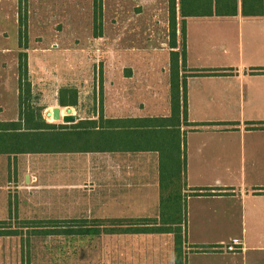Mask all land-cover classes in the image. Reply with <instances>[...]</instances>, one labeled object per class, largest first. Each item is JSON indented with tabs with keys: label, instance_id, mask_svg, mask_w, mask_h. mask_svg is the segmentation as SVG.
<instances>
[{
	"label": "crops",
	"instance_id": "1",
	"mask_svg": "<svg viewBox=\"0 0 264 264\" xmlns=\"http://www.w3.org/2000/svg\"><path fill=\"white\" fill-rule=\"evenodd\" d=\"M114 2H103L97 19L94 13L95 22L101 24V31L93 33L94 41L106 42L113 48L122 46L124 40H135L141 32L147 37L160 33L161 44L168 47L166 79L159 82L157 75H150L158 71L156 64L128 60L123 46L118 50L119 63L105 65L104 79L97 81L101 108L75 113L80 99L76 106H68L76 118L72 123L102 118L117 120L116 125L128 127L125 128L128 132L117 130L118 148L17 155L25 157L22 161L26 160L24 166L30 172L35 171L31 164L44 168L39 177L30 174L32 182L52 176L53 180L47 183L60 188L68 185L69 189L77 186L81 192L60 199V207L32 209L27 211L29 216L17 219L24 222L27 231L35 228L40 232L31 236L29 248L40 244L38 257L46 264H176L174 235L170 226L161 224L160 154L138 149L136 137L126 135L134 132L129 127L137 123L132 120L171 115V0ZM172 3L178 44L175 50H180L184 41L186 69L223 71L194 75L186 80L187 121L212 125L195 130L180 126L186 160V186L182 194H188L183 261L264 264V128L250 127L251 123H264V72H251L264 69V0H172ZM112 72H117L116 79ZM3 87L1 96L5 97L7 81L0 78V88ZM86 96H95L94 86L86 91ZM1 157L8 161L7 170H13L16 156L0 154ZM30 178L24 175L26 182ZM193 189H209L210 193L190 195ZM179 206L178 192L172 207ZM17 213L22 214L9 210L8 215ZM9 219L0 220V230L19 229L12 228ZM112 219H142L147 221L143 225H161L165 232L101 233L86 235V240L78 239L82 237L76 234L79 221L93 225ZM51 230L54 234H45ZM58 236L62 239H53ZM19 240L21 250L27 248V243L23 245L20 237ZM234 240L238 243L236 249L228 250ZM201 245L209 248L199 251L192 248ZM29 254L30 259L34 257V250L30 249Z\"/></svg>",
	"mask_w": 264,
	"mask_h": 264
},
{
	"label": "rangeland",
	"instance_id": "2",
	"mask_svg": "<svg viewBox=\"0 0 264 264\" xmlns=\"http://www.w3.org/2000/svg\"><path fill=\"white\" fill-rule=\"evenodd\" d=\"M105 1L109 0H0V78L7 81L8 85L5 97L1 96L4 87L0 88V102L3 104L0 120L17 118L20 51L27 54V78L32 91L28 102L40 108L42 116L50 123H63L61 119L52 118L54 107L59 106L61 114H70L68 106L59 104L60 97L70 101L77 94V101L80 99L82 102H79V109L73 110L75 113L101 108V99L97 96L101 89L97 88V81L104 79L102 68L105 65L119 63L118 50L123 49V46L128 60L137 64H156L158 71L150 75H157L159 82L166 79L168 58L165 49L168 47L161 44L160 33L156 37H147L141 32L140 37L124 40L122 46H114V50L106 42L94 41L93 33L101 31V24L96 23L93 17L94 4L96 2L101 6ZM19 15L26 20V25L23 21L22 37ZM97 16L95 13L96 19ZM111 74L115 75L114 79L117 78V72ZM91 86H94L95 96L87 97L86 91H91ZM24 95L25 98V92ZM23 157H15L13 170H7L8 161L4 157L0 158V220L10 218L8 223H11L12 228H19L16 229L18 232H26L24 222L17 219L29 216L27 211L54 209L61 206L60 199L63 201L81 194L77 186L69 189L68 185L60 188L52 182L47 183L53 180L52 176L40 177L41 180L38 178L32 182L30 174L40 176L44 168L31 164L30 168L35 173L28 171ZM25 174L29 175L30 181L24 180ZM9 210L22 214L10 216ZM55 238L62 239L60 236ZM78 239L86 240V237ZM39 247L40 244L38 246L36 243L34 248H30L34 250L35 256L27 260L25 253L22 258L19 237L1 236L0 264H46L38 257Z\"/></svg>",
	"mask_w": 264,
	"mask_h": 264
},
{
	"label": "trees",
	"instance_id": "3",
	"mask_svg": "<svg viewBox=\"0 0 264 264\" xmlns=\"http://www.w3.org/2000/svg\"><path fill=\"white\" fill-rule=\"evenodd\" d=\"M96 7V8H95ZM100 4H94L95 13L100 11ZM20 14V13H19ZM169 47L170 52V107L171 115L162 118H143L132 120L137 124L129 127L126 135L136 137V147L141 150H154L160 154V217L163 226H170V232L174 235L175 261L176 264H185L183 261V244L186 236L187 211L185 189L186 160L183 149V137L180 133L181 124L190 127L191 130L198 129L212 123L188 122L186 118V80L187 77L202 74H220L218 70H195L186 69V52L184 41L180 50L176 35L175 11L172 0L170 2L169 18ZM26 25L19 15L20 37L23 36L22 27ZM24 28V27H23ZM183 36H184V30ZM184 39V37H183ZM26 49V48H24ZM18 118L14 121L0 122V154L21 155V154H46L65 152H93L110 151L118 148V128L124 132L125 128L116 125L117 120H79L75 123H50L42 116L41 109L35 108L28 102L32 94L30 81L27 78V54L25 51L18 53ZM252 73L264 72V69H253ZM24 92L26 97L24 98ZM76 95V96H75ZM73 95L70 101L59 98L61 106H76L77 94ZM251 128H264V123H251ZM128 129H125V132ZM121 132V133H123ZM120 147V146H119ZM179 192L180 206L172 207L174 197ZM210 193L209 189H193L190 195ZM145 221V220H144ZM142 219H112L100 220L95 224H86L79 221L76 234L78 236L121 233H161L165 227L145 224ZM144 222V223H143ZM146 224H150L149 222ZM125 226V227H124ZM3 229V230H2ZM35 228L26 232L17 230H6L2 227L0 236H19L21 241L27 243L22 247L23 253L29 254V241L31 236H37ZM45 234H54L53 230ZM195 250H206L207 246H193ZM23 258V254H22Z\"/></svg>",
	"mask_w": 264,
	"mask_h": 264
},
{
	"label": "water",
	"instance_id": "4",
	"mask_svg": "<svg viewBox=\"0 0 264 264\" xmlns=\"http://www.w3.org/2000/svg\"><path fill=\"white\" fill-rule=\"evenodd\" d=\"M52 118L54 120H62L63 123H72L75 121V115L72 114H61L60 107H54L52 111Z\"/></svg>",
	"mask_w": 264,
	"mask_h": 264
},
{
	"label": "built area",
	"instance_id": "5",
	"mask_svg": "<svg viewBox=\"0 0 264 264\" xmlns=\"http://www.w3.org/2000/svg\"><path fill=\"white\" fill-rule=\"evenodd\" d=\"M236 244H238V243H237V240H234V241L232 242V244H229V245L227 246V249H228V250H235V249H236V247H235Z\"/></svg>",
	"mask_w": 264,
	"mask_h": 264
}]
</instances>
